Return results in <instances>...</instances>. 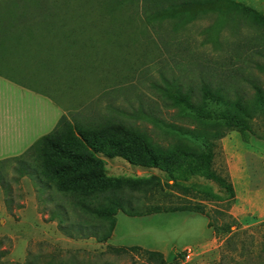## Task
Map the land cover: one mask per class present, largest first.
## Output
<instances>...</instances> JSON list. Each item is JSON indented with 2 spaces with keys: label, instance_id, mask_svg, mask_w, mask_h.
I'll list each match as a JSON object with an SVG mask.
<instances>
[{
  "label": "rangeland",
  "instance_id": "obj_1",
  "mask_svg": "<svg viewBox=\"0 0 264 264\" xmlns=\"http://www.w3.org/2000/svg\"><path fill=\"white\" fill-rule=\"evenodd\" d=\"M20 1L30 2L34 12L22 7L16 17L20 26L73 30L66 41L53 31L15 42L19 50L33 49L42 61L56 63L54 74L45 77L58 95L68 94L60 100L71 122H122L168 146L177 139L174 128L194 124L172 107L166 88L179 85L200 98L203 87H220L247 104L258 97L255 87L264 96V27L243 14L210 12L184 24L177 18L147 21L141 0ZM234 1L264 15V0ZM248 124L245 132L231 128L213 141L212 167L230 180L231 154L248 156L250 180L241 176L236 185L251 203L235 205V198L202 179L192 183L209 184L221 200L164 185L163 193L151 197L136 193L142 213L118 211L106 241L92 235L93 230L102 234L99 225L105 222L86 214L36 171L38 146L0 161V264H149V250L161 252L164 264H264V108ZM99 156L109 177L157 176L165 182L158 169ZM199 200L204 213L174 210ZM236 234L241 239L229 242ZM186 246L197 254L182 263ZM229 247L240 248L229 252Z\"/></svg>",
  "mask_w": 264,
  "mask_h": 264
},
{
  "label": "trees",
  "instance_id": "obj_2",
  "mask_svg": "<svg viewBox=\"0 0 264 264\" xmlns=\"http://www.w3.org/2000/svg\"><path fill=\"white\" fill-rule=\"evenodd\" d=\"M141 3L147 21L177 18L185 24L205 13H240L253 24L264 27L261 12L234 0H141ZM255 88L258 97L248 104L242 99L228 97L220 87H203L200 98L191 90H182L179 85L166 88L165 98L194 124L192 128H174L173 134L177 139L168 146L155 143L146 133L122 122L82 124L71 122L63 115L55 129L34 144L40 149L36 171L56 185L59 191L69 194L86 214L105 222L99 225L102 234L96 230L92 232L96 237L100 235L99 241H106L111 236L118 211L131 216L142 213L134 202L136 193L151 197L163 193L166 185L188 193L191 190L203 199L221 200L222 197L209 184L198 186L197 182L192 183L195 179H202L215 183L234 200L231 181L212 167L213 141L222 138L231 128L240 132L250 128L248 120L258 108H264L262 90ZM260 101L262 106L258 107ZM99 155L119 157L136 167L158 169L165 175V182L157 176L109 177L105 172V162ZM153 209L158 211V208ZM174 210L204 213V204L200 200L187 202L174 207ZM236 238L241 239L237 234L228 239L232 243ZM239 248L229 247L227 251ZM145 254L147 263L164 264L161 252L149 250Z\"/></svg>",
  "mask_w": 264,
  "mask_h": 264
},
{
  "label": "crops",
  "instance_id": "obj_3",
  "mask_svg": "<svg viewBox=\"0 0 264 264\" xmlns=\"http://www.w3.org/2000/svg\"><path fill=\"white\" fill-rule=\"evenodd\" d=\"M19 1L0 0V42L6 46L0 43V51L4 53L0 56V161L24 155L41 137L53 131L61 116L65 115V106L60 99L69 98L68 94L58 95L49 78L46 80L45 76L54 74V62L42 61L32 53L33 49L23 47L19 50L15 42L25 41L34 33L53 31H59L64 38L72 35L73 30L68 27L52 30L20 26L16 17L22 13L21 8L25 7L27 14L34 12L30 2ZM249 169L248 156L231 154L229 177L235 191V205L251 203L236 185L241 176L250 180Z\"/></svg>",
  "mask_w": 264,
  "mask_h": 264
},
{
  "label": "built area",
  "instance_id": "obj_4",
  "mask_svg": "<svg viewBox=\"0 0 264 264\" xmlns=\"http://www.w3.org/2000/svg\"><path fill=\"white\" fill-rule=\"evenodd\" d=\"M181 254L183 256L182 263H186L189 259H192L197 254V249L194 246H186L181 250Z\"/></svg>",
  "mask_w": 264,
  "mask_h": 264
}]
</instances>
